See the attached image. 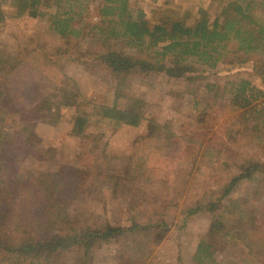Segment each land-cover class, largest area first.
I'll return each mask as SVG.
<instances>
[{"label": "rangeland", "instance_id": "obj_1", "mask_svg": "<svg viewBox=\"0 0 264 264\" xmlns=\"http://www.w3.org/2000/svg\"><path fill=\"white\" fill-rule=\"evenodd\" d=\"M28 1L0 0V50L22 58L23 64L45 60L52 72L49 77L68 92L77 93V103L84 112L90 113L101 105L126 110L137 102L141 120L135 127L91 122L83 135L76 136L72 133L74 107L58 109L52 119L42 112L43 120L34 130L38 141L16 147L10 154L12 173L30 182L42 173L77 178L80 190L68 206L73 226L123 231L94 246L84 264H194L196 246L210 235L212 215L205 211L195 215L187 212L213 201L229 187L231 179L239 174L238 159L264 158V146L255 140V125L264 119V97L243 112L229 110L222 99L223 87L243 78L264 88L262 78L250 63L231 66L219 62L216 69L196 66L202 78L193 84L185 78L139 70L131 71L124 82H119L107 65L93 57L107 43L132 55L124 42L99 38L94 28L88 32L90 28L83 26L87 29L78 44L72 38L68 55L60 57L55 53L64 42L50 27L49 15L54 10L49 0L39 6L43 16L34 19L26 13ZM228 1L129 3L133 8L141 7L152 24H165L180 17L193 25L201 17L213 23L221 5ZM98 3L95 1L89 8L90 25L98 22L94 11ZM262 12L261 8L256 9L255 17ZM43 55L46 58L42 59ZM14 75L19 76L18 68ZM153 125L159 128L161 137L172 134L178 148L173 152L160 150L157 139L145 140L153 135ZM131 159L136 165L146 159V165L133 180L128 178L127 166L135 168L128 163ZM219 205V212L223 210L228 215L231 232L253 225L255 220L263 221L264 169L252 179L231 186ZM55 231L63 233L66 224L57 223ZM240 255L236 247L218 246L214 257L221 264H237ZM77 256L69 250L49 255L48 261L74 264Z\"/></svg>", "mask_w": 264, "mask_h": 264}, {"label": "trees", "instance_id": "obj_2", "mask_svg": "<svg viewBox=\"0 0 264 264\" xmlns=\"http://www.w3.org/2000/svg\"><path fill=\"white\" fill-rule=\"evenodd\" d=\"M95 1H99L94 6L98 22L90 25L89 21L87 23V19H91L89 8ZM43 2L28 1L26 13L29 18L43 16L39 10ZM48 2L54 10L49 15L50 27L64 42V46L55 53L58 56L68 55L72 38L78 44V39L87 29L84 30L83 26L90 28L88 32L94 28L99 38L106 36L107 39L124 42L125 47L132 51L130 55L107 43L102 44L104 47L92 56L107 65L113 78L119 82H124L131 71L139 70L185 78L193 84L202 78L195 70L196 66L216 69L220 62L231 66L250 63L264 84V13L255 17L256 9L264 11V0H229L221 5L213 23L201 17L193 25H188L180 17L165 24H152L144 10L138 5L133 8L129 0ZM223 2L219 0L220 4ZM41 58L46 57L43 55ZM22 61V58L0 50V264H50L49 255L65 254L69 250L78 254L74 264H84L94 246L122 235L123 231L112 227L78 229L73 226L68 206L80 190L78 179L49 173L40 174L35 182L21 179L10 169L13 164L10 154L16 147L38 141L34 130L43 120L42 112L52 119L58 109L74 107L76 116L72 133L80 136L91 122L110 123L116 127L138 126L141 120L138 103L134 102L126 110L101 105L95 106L90 113L84 112L77 103V93L68 92L62 85H56L52 76L49 77L52 72L45 60L32 65ZM17 68L19 76L14 75ZM21 70L24 71L22 74ZM223 90L225 107L234 111L250 109L254 102L264 97V88L243 78L227 82ZM259 120L255 125V140L264 146V119ZM152 128L153 135L143 139H157L160 150L173 152L178 148L172 134L161 137L159 128L156 125ZM134 160L128 161L135 166H127L130 180L139 175L143 164L146 165V159L138 165L132 163ZM236 165L239 166V174L231 179L229 187L218 198L187 212L195 215L205 211L212 215L210 235L196 246L192 256L194 264H221L214 257L218 246L238 248L241 255L237 264L264 262V220H255L253 225L231 232L228 215L218 210L231 186L252 179L255 173L264 169V158L238 159ZM61 222L66 224V231L57 233L55 226Z\"/></svg>", "mask_w": 264, "mask_h": 264}]
</instances>
